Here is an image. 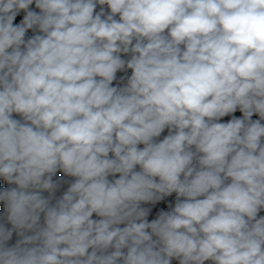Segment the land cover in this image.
I'll return each instance as SVG.
<instances>
[{
  "label": "clouds",
  "instance_id": "9594fccd",
  "mask_svg": "<svg viewBox=\"0 0 264 264\" xmlns=\"http://www.w3.org/2000/svg\"><path fill=\"white\" fill-rule=\"evenodd\" d=\"M0 205V264H264V0H0Z\"/></svg>",
  "mask_w": 264,
  "mask_h": 264
},
{
  "label": "trees",
  "instance_id": "16d2710c",
  "mask_svg": "<svg viewBox=\"0 0 264 264\" xmlns=\"http://www.w3.org/2000/svg\"><path fill=\"white\" fill-rule=\"evenodd\" d=\"M255 118V117H254ZM60 193H58V195H59ZM161 206H163V205H161ZM2 205H0V212H2ZM14 238H15V234H14Z\"/></svg>",
  "mask_w": 264,
  "mask_h": 264
}]
</instances>
